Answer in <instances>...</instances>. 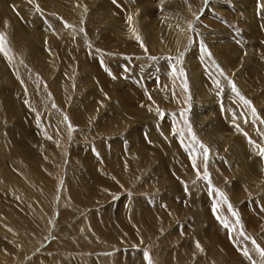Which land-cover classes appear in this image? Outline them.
<instances>
[{
    "label": "rangeland",
    "instance_id": "rangeland-1",
    "mask_svg": "<svg viewBox=\"0 0 264 264\" xmlns=\"http://www.w3.org/2000/svg\"><path fill=\"white\" fill-rule=\"evenodd\" d=\"M258 5L0 0V264H264Z\"/></svg>",
    "mask_w": 264,
    "mask_h": 264
},
{
    "label": "snow or ice",
    "instance_id": "snow-or-ice-1",
    "mask_svg": "<svg viewBox=\"0 0 264 264\" xmlns=\"http://www.w3.org/2000/svg\"><path fill=\"white\" fill-rule=\"evenodd\" d=\"M113 2L116 3L117 0H113ZM206 2H207V0H206ZM258 7H264V5H258ZM129 20H131V17H129ZM137 39H139V38L137 37ZM141 46H143V45H141ZM205 54L210 56V53H207L206 50H205ZM221 75H223V72H221ZM229 83H231V82H229ZM232 90H233V91H236L234 85H233V89H232ZM237 94H238V93H237ZM149 99H151V97H149ZM241 99H243V97H241ZM244 103H245L246 105H249V106H250V102H249V101L244 100ZM252 111H253V113H255V109H254V108L252 109ZM65 119H67V118L65 117ZM189 132H191V129H189ZM173 134H174V135H175V134H178V130L175 131ZM193 139H195V137H193ZM199 148L203 150V157H204V161H205V169H206V167H207V159H208V152H209V150H208V148H207L205 145H203V144H199ZM260 154H261L262 156H264V149H260ZM191 163H192L193 170L197 173V177H198V179H199V178L208 179V173H207L206 170H205V172H204V174H203V177L200 176V170H199V168H198V166H197L196 159H192V160H191ZM221 195H222V194H221ZM236 222L239 223V220L237 219ZM227 226H228V225L225 224V227H227ZM241 235H243V233H241ZM252 243L255 244V241H252ZM197 247H199V244H198V243H197ZM256 251L259 252V254H260V256H261L262 258H264V249H261V248L259 247V245H257V246H256ZM243 255H245V256H249L248 251L245 250V251L243 252Z\"/></svg>",
    "mask_w": 264,
    "mask_h": 264
},
{
    "label": "crops",
    "instance_id": "crops-1",
    "mask_svg": "<svg viewBox=\"0 0 264 264\" xmlns=\"http://www.w3.org/2000/svg\"><path fill=\"white\" fill-rule=\"evenodd\" d=\"M124 162L125 161H123V158L121 159V163H122V169H125V170H128L125 166H124ZM124 171V170H123ZM108 177H109V175H108ZM110 178L112 179V180H114L115 181V183H116V185H117V189H112V187H108V186H106V187H103V188H105V189H107L108 191H113V192H115V191H118V189L120 188L121 190H122V188H124V186L122 185H119V183H118V181H117V179H116V176L114 175V174H112V175H110ZM109 179V178H108ZM108 187V188H107ZM157 191V192H156ZM155 191V194H157L158 192H160V190L158 191V190H156ZM132 191L131 190H125L123 193H116L115 195H111V198H110V201L108 202V199H107V203H106V205H110L111 206V208H114L115 207V205L117 204V203H115L116 201H119V199L121 198V197H126V200L129 198V196L128 195H130V193H131ZM141 192H144V191H141ZM140 192V193H141ZM120 194H122V195H120ZM154 194V195H155ZM140 195V194H139ZM146 195H150V194H146ZM136 196H138V195H136ZM68 197H69V195H68ZM144 197V196H143ZM116 199V200H115ZM68 200H69V198H68ZM93 200V202H95L94 200H95V196L94 195H90V201H92ZM110 203H112V204H110ZM159 204H161V201H159ZM104 205V204H103ZM92 206H95L94 207V209L95 210H97V208H99V210H97V211H93V213L92 214H96L97 216L100 214V206H99V204H98V202L96 203H94V204H92ZM96 206H98V207H96ZM101 208H103V207H101ZM165 208H167L166 206H165ZM81 209H83V208H81ZM89 209H91V208H89ZM164 209V208H163ZM90 228H91V226H90Z\"/></svg>",
    "mask_w": 264,
    "mask_h": 264
},
{
    "label": "bare ground",
    "instance_id": "bare-ground-1",
    "mask_svg": "<svg viewBox=\"0 0 264 264\" xmlns=\"http://www.w3.org/2000/svg\"><path fill=\"white\" fill-rule=\"evenodd\" d=\"M27 41V40H26ZM224 230V229H223ZM215 232V231H214Z\"/></svg>",
    "mask_w": 264,
    "mask_h": 264
}]
</instances>
